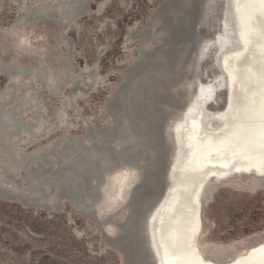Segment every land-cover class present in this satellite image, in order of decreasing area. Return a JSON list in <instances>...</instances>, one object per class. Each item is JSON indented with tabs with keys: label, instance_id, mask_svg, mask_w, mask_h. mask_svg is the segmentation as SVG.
<instances>
[{
	"label": "bare ground",
	"instance_id": "1",
	"mask_svg": "<svg viewBox=\"0 0 264 264\" xmlns=\"http://www.w3.org/2000/svg\"><path fill=\"white\" fill-rule=\"evenodd\" d=\"M37 1L40 6L25 10L26 20L50 17L54 13L60 20H68L86 2H30ZM222 1L225 9L221 28L213 29L201 38L197 63L206 56L207 59L194 68L197 78L195 75L186 76V65L197 40L193 21L202 0H167L155 12L154 18L161 23L156 27H147L136 36L142 44L153 40L159 45L133 60V65L124 71V82L107 105L106 112L112 122L103 129H88L83 137L72 139L57 151L58 168L52 173L44 171V157L26 155L17 159L14 147L21 144L19 140H24L26 145L45 133L41 125L38 129L22 119L25 108L31 109L28 112L35 119L40 116L41 104L34 99L36 88L33 84L50 88L57 96L63 92L62 88L68 81L70 84L67 86H75L77 79L70 78L71 61L68 55H64L62 67L53 75L43 65L31 67L0 61L1 74L11 80L22 78L28 81L29 86L20 93L11 85L7 86V91H0V187L7 184L13 187L14 176L8 173L25 169L30 163L37 165L36 171L30 174L31 186L24 196L30 199L42 197L43 186L51 185L60 194L69 196L76 206H81L86 198L99 201L98 190L105 192L112 187L111 196L103 198L104 203L112 207L108 206L104 215L98 209L99 220L114 217L127 209L130 203L127 216L130 214L132 219L124 227L126 233L123 235L127 261L130 257L132 264H140L144 256L149 264H153L150 253L143 250L142 219L158 195L148 197L149 194L142 199L137 191L134 198L131 194L134 190L132 185L138 186V170L143 167L141 162L139 164L141 157L149 161L147 172L152 181L159 177L161 164L157 161L152 166V163L155 156L161 153L162 130L168 117L172 119L168 127L181 129L182 133L183 162L176 167L180 172L183 169L193 171L194 175L190 180L168 185L150 214V219L154 220L152 230L159 234L156 264H178L181 258L192 261V264H197L196 258L203 264H257L262 261L264 232L228 244H214L207 240L211 225L205 220V211L211 194L220 187L251 191L239 181H245L246 174L255 178H258L255 173L264 176V153L249 149L242 134L243 127L253 116L257 119L259 131V115L264 111V5L259 0H213L216 10L222 7ZM233 1L236 3L233 4ZM215 18L218 20L219 14ZM209 26L212 28L213 24H207V28ZM64 43L65 47L67 41ZM173 44L175 47L172 50L170 46ZM213 58L219 64L220 72L216 71ZM90 75L94 76L92 71ZM200 76L204 78H198ZM224 84L228 89V102L224 108H213V104L207 101L220 99L221 95L215 90ZM186 85H194L195 91L187 89ZM77 90L75 95L84 92L80 87ZM71 96L69 93V98ZM183 97H187V102L182 108ZM201 103H205L204 111L188 115L191 108ZM87 124L84 123V126ZM23 131L26 136H22ZM5 140H11L12 144L6 145ZM45 146L51 147L50 144ZM210 175H214L213 178ZM204 179L211 182L208 192L203 189L197 195ZM259 183L257 181L254 185H264ZM257 189L261 188L254 190ZM0 196L4 195L0 192ZM0 200L3 201V198ZM134 220L135 231L132 234L129 224ZM186 226L195 228L190 239L183 234ZM113 228L108 226L107 231L115 233Z\"/></svg>",
	"mask_w": 264,
	"mask_h": 264
},
{
	"label": "rangeland",
	"instance_id": "2",
	"mask_svg": "<svg viewBox=\"0 0 264 264\" xmlns=\"http://www.w3.org/2000/svg\"><path fill=\"white\" fill-rule=\"evenodd\" d=\"M30 1L25 0L19 6L12 0H2L0 27L4 31L0 35V58L25 66L40 62L37 65H43L47 69L50 67L48 72L53 75L55 68L60 64L59 69L62 67L61 54L65 53L66 48L63 44L55 48L59 28L53 22H17L25 14L24 8ZM162 1L164 0H91L88 15L78 19L76 24L65 31V38L72 44L73 79L76 80L75 76L82 73L79 87L84 92H88L90 88L91 90L88 94L79 93L70 99L69 91L72 86H67L57 96L52 89L36 84L34 99L41 104V128L45 125L46 130L43 137L31 140L26 151L47 144L55 146L68 134L82 135L86 132V122H91L95 127L110 124L109 119L104 121L100 117L105 113L104 104L121 81V85L123 84L124 77L122 80L120 70L139 55L142 42L139 38L132 41L129 33L142 29L149 21L152 11ZM217 14L218 12L212 15L213 20L211 15L210 18L207 17L208 21L206 20L203 28L195 32L196 42L215 29ZM160 23L159 21L158 24ZM207 24H213L212 28H207ZM157 42L152 40L145 51L150 52V48ZM174 47L173 44L170 49L173 50ZM132 65L133 63L128 69ZM91 71H94V76L90 75ZM9 82L16 85L17 93L29 87L28 81H23L22 78L11 80L0 73V91H7ZM24 115L28 120L32 117L31 112H25ZM24 138L28 140L27 137L22 139ZM19 146H25V143ZM145 180L139 186L141 190H136V194L139 193L142 199H146V195L154 197L158 193V187L149 175ZM108 206L112 207L106 202L99 206L102 215L106 213ZM40 212L63 217L61 220L51 219L52 223H47L48 220L36 214ZM127 214L128 210L124 209L114 217L105 219L111 218L113 224H123L129 216ZM205 220L211 225L207 240L214 244H228L263 233L264 189L248 191L236 187L218 188L211 194ZM101 223L72 212L67 201L61 208L53 206V210L48 212L24 209L17 203L0 200V264H125L123 256L102 241ZM129 225V231L134 234L135 220ZM87 226L94 229L88 235L84 233ZM143 257L140 264H149L148 259L144 257L143 260ZM127 263L132 264L130 257L128 261L126 259Z\"/></svg>",
	"mask_w": 264,
	"mask_h": 264
},
{
	"label": "water",
	"instance_id": "3",
	"mask_svg": "<svg viewBox=\"0 0 264 264\" xmlns=\"http://www.w3.org/2000/svg\"><path fill=\"white\" fill-rule=\"evenodd\" d=\"M42 3H47V2H51L52 0H48V1H43L40 0ZM61 1V0H60ZM167 0L162 1L156 8L155 10L152 11V13L149 16V21L145 23V25L142 27V29L140 30H135L132 33H129V36L131 38L132 41L135 40H139L138 36H136V33L146 29L149 26H158V20L154 18V14L155 12L166 2ZM213 0H202V2L198 5L197 8V13L194 17V21H193V27H194V31L196 32L199 28H201L202 26L205 25L207 17H209L210 15H215V13L218 12L220 18L215 22V30L220 29L221 28V19L223 17V13H224V9H225V4L224 1H222V7L220 8V10H216V6L213 5L212 3ZM2 0H0V5H1ZM15 2L18 3L19 6H21L25 0H16ZM63 3H66L67 0H62ZM91 0H86L85 5L82 7V9H80L79 11H77L76 13H74V15H72L68 20H60L59 16L57 14H52L50 17H37V18H33L31 20H26L25 15H23L21 18L17 19L18 23L21 24H36L39 22H45V21H51L53 22L58 28H59V35L58 38L56 40V44H55V48H57V46L59 44H65L64 41H67V45H65V53L61 54V58H64V55H68V58L71 61V69H70V78L73 79L74 77V73H73V67H74V62L72 59V44L69 40H67L65 38V31L73 24H76L77 20L86 16L89 13V5H90ZM236 3L233 1V4ZM41 3H38V1L36 3H31L26 6L24 9H32V8H37L38 6H40ZM230 11V9H227ZM227 10H225V12L227 13ZM4 31V29L2 27H0V35L1 33ZM1 37V36H0ZM200 42L201 40H199V42H196L194 44V46L192 47V50L190 52L189 55V59H188V63L186 65V69H187V74L186 76H188L189 78L192 77V75H197V73H195L194 68L199 64L202 63L203 61H205L207 59V56L205 58H203L202 60L198 61L197 63V57H199V52H200ZM152 43V41L148 42L147 44H140L139 47V55L137 57L134 58V60L138 59L141 55H143L144 53H146L147 51H145L146 47H149L150 44ZM242 43V40H241ZM159 45L158 42L154 45ZM243 45V43H242ZM241 45V46H242ZM203 55V54H202ZM130 58H133L130 56ZM0 61H2L3 63H7V64H13L16 62L10 61V62H6L3 61L0 58ZM212 62L214 63V67L216 69L217 72H220V66L219 64L214 60V58L212 59ZM40 62H37L36 64H27V66H36L37 64H39ZM44 64V62H41ZM62 63V62H61ZM133 63V62H132ZM23 65V64H22ZM61 65V64H60ZM60 65L55 68L53 71L57 72ZM130 65V64H129ZM128 65V66H129ZM127 66V67H128ZM124 68L122 70H120V74L123 80V73L124 71L127 69ZM50 67H48L49 69ZM94 74V71H92ZM194 73V74H193ZM211 75V74H210ZM83 74L80 73L78 75H76V81L74 83L75 86H72V88L70 89L69 93L70 95H72L70 98H73V95L76 94L77 92V87H79V85L81 84L80 81V77H82ZM197 78V77H196ZM198 78H204V77H198ZM70 81H68V83H65L62 90H65V88L67 87V85H69ZM9 82L7 86L11 85L13 89H16V85L14 83ZM122 81L120 82V84L116 87L114 93L112 94L111 98L109 100H107L104 104V108H105V113L103 115H101L100 117L105 121V120H110V123L112 122L110 117L108 116V113L106 112L107 110V105L108 103L112 100V97L114 96V94L116 93V91L118 90V88L120 87ZM33 86L35 87V84H33ZM187 89H191L192 92L195 91V86L193 85L192 87L187 86ZM91 88L88 90V92H86V94H88L90 92ZM221 95L220 99H217V101H213V99L207 101V103H212L213 104V108H224V106L226 105V103L228 102V89L227 86L224 84L221 87L216 88L215 93H218ZM184 99L182 100V105L181 107L183 108V106H185L186 102H187V97H183ZM204 105L205 103H201L198 104V106H194L193 108H191V112L188 113V115H190L191 113H193L194 111H204ZM200 110H199V109ZM181 109V108H180ZM31 111L30 108H25L23 110L22 113V119L23 121L30 126H36L38 129L41 125V123L43 122V120L41 119V109H40V116L38 117V119H35L34 116L31 117L30 120L27 119V117H25V112ZM181 114V113H180ZM168 117H166V121L164 122V126H163V130H162V149H161V153L155 156V160L152 163V166L154 164L157 163L160 165L161 164V172L159 174V177L154 178L157 179L156 183H157V187H158V193H157V198L155 199V201L150 204L153 207H149V209L146 211V213H144L143 216V234H144V240H145V245L143 246V250L145 253H150L151 257V261L153 264H156V261L158 259V256L156 254V244L159 245L158 241H159V234L156 232V230H152L153 228V223L154 220L150 219V214L153 210V208H155V206L159 203V201L162 199V197L165 194V188L168 185H174L176 184L178 181H185V180H190L191 178H193V171H188V170H184L183 172H180L176 166H178L181 162H183V147H182V133H181V129H171L170 127H168L169 124H171V120H169L167 122ZM108 125V124H107ZM107 125H103L101 127H95L91 122H89L86 126H84L85 131L87 132L88 129L92 128V129H103L104 127H106ZM170 126V125H169ZM43 129L42 131L45 132L46 127L45 125L42 126ZM41 131V132H42ZM86 132L82 135H73V134H68L64 137L63 142L57 146H42L40 148H36L33 149L31 151H26V147L30 145V143H27L25 146H17L14 147V149L16 148L14 156L18 159L19 157L22 156H26V155H30L32 157L38 158V157H44L45 158V165H44V171H46L47 173H52L53 171H56V169L58 168V161L56 158V152L59 151L63 146L69 144L72 139H75L76 137H83ZM22 136H26L25 132L23 131ZM39 136L37 135V138ZM25 139V138H24ZM24 141V140H23ZM6 145H9L10 143L12 144V141L9 140H5ZM25 143V141H24ZM17 148L21 149V150H17ZM116 148L118 149V146H116ZM160 161V162H159ZM143 165V167L139 168V179H138V186L136 187V185H132V187L134 188L132 194H131V198H133L134 196V192L139 188V185H141L144 181L145 178L149 175L148 174V170H149V161L144 158L141 157L139 159V164ZM187 163V162H186ZM140 164V165H141ZM37 169V165L35 163H30L25 169H19V170H14V171H10L8 173V175L14 176L15 179V185H13V187H11L10 184L4 185V187H0V192L4 195V196H0V198H3L4 202H8V203H17L19 204L22 208L24 209H31L34 211H41V210H45V211H52L53 210V206H59L60 208L62 207L64 202H68L71 206V211L72 212H76L81 214L82 216L93 220L95 222H102V241L106 244L107 247L112 248L113 250L117 251L121 256H123V262L126 264V248H125V242L123 241V235L126 233L124 232V227L126 226L127 223H130V219H132L130 217V214L128 216V218L125 220V222L123 224H113L111 223V219H104L103 221L99 220V215L97 214V210L99 209V206H102V203L104 204V197L106 196H111L110 192L112 191V187H110L108 190H106L105 192L101 191L100 189L98 190V196H99V201L94 202L92 200H90L89 198H86L84 201V204H82L81 206H76L72 200L69 198V196L66 195H62L58 192V190L51 186V185H44L42 188V192L43 195L40 198H28V197H24L28 194L29 188L31 186V181H30V174L33 173L34 171H36ZM254 173V172H252ZM246 180L241 182L243 185H245V188L249 189V190H254L255 188H263L264 189V185H259V186H255V182L260 181L259 184H264L261 183L264 181V176L262 174H257L255 173V175L258 178H255L254 176H250L248 174H246ZM214 175H210V178H213ZM222 178V177H220ZM153 180V182H154ZM215 181V180H214ZM140 182V183H139ZM211 182H209L208 180H203L200 189L197 191V195L201 194L203 189L206 192L207 191V187L210 186ZM137 189H136V188ZM136 189V190H135ZM196 195V196H197ZM130 198V200H131ZM53 200V201H52ZM196 201V197L194 199ZM52 201V202H51ZM130 202V201H129ZM130 203H128L127 205V209L129 208ZM101 213V212H100ZM108 226H113V230H115V233H110L107 231V227ZM94 229H92L90 226H87L84 229V233L85 234H89L91 231H93ZM121 234V235H120ZM194 240V238H193ZM192 260L195 261V258H192ZM164 262V261H163ZM196 263L200 264V259L196 258ZM257 264H264V259L262 261L259 260V262Z\"/></svg>",
	"mask_w": 264,
	"mask_h": 264
},
{
	"label": "snow or ice",
	"instance_id": "4",
	"mask_svg": "<svg viewBox=\"0 0 264 264\" xmlns=\"http://www.w3.org/2000/svg\"><path fill=\"white\" fill-rule=\"evenodd\" d=\"M248 2H253V0H248ZM259 3L264 5V0H259ZM257 119L256 117H250L247 126L243 127L242 134L247 140V147L251 150H259L264 153V111L259 115V131L257 132ZM239 171V169H237ZM195 228L192 226H186L183 229V234L186 239H190ZM255 251V249H253ZM178 264H192V261L180 259ZM203 264V261H200Z\"/></svg>",
	"mask_w": 264,
	"mask_h": 264
},
{
	"label": "trees",
	"instance_id": "5",
	"mask_svg": "<svg viewBox=\"0 0 264 264\" xmlns=\"http://www.w3.org/2000/svg\"><path fill=\"white\" fill-rule=\"evenodd\" d=\"M36 214H39V217L40 218H43L44 220H48L47 223H52L50 222L51 219H54V220H61L60 218L63 217L60 215V217H58L57 215H46L44 214L43 212H40V213H36ZM67 225V224H65ZM73 240H75V237L72 238Z\"/></svg>",
	"mask_w": 264,
	"mask_h": 264
},
{
	"label": "flooded vegetation",
	"instance_id": "6",
	"mask_svg": "<svg viewBox=\"0 0 264 264\" xmlns=\"http://www.w3.org/2000/svg\"><path fill=\"white\" fill-rule=\"evenodd\" d=\"M21 91V90H20ZM21 144H23V141L22 142H20Z\"/></svg>",
	"mask_w": 264,
	"mask_h": 264
}]
</instances>
